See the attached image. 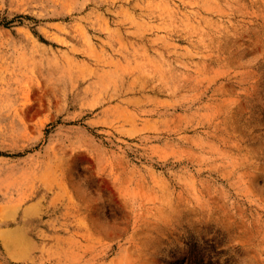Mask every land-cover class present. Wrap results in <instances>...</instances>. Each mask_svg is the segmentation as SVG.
<instances>
[{
  "label": "rangeland",
  "instance_id": "rangeland-1",
  "mask_svg": "<svg viewBox=\"0 0 264 264\" xmlns=\"http://www.w3.org/2000/svg\"><path fill=\"white\" fill-rule=\"evenodd\" d=\"M0 264H264V0H0Z\"/></svg>",
  "mask_w": 264,
  "mask_h": 264
},
{
  "label": "bare ground",
  "instance_id": "bare-ground-1",
  "mask_svg": "<svg viewBox=\"0 0 264 264\" xmlns=\"http://www.w3.org/2000/svg\"><path fill=\"white\" fill-rule=\"evenodd\" d=\"M8 237H9V236H8ZM1 238H2V237H1ZM15 238H16V237H15ZM6 239H7V237H6ZM6 241H7V240H6ZM11 241H12V239H10V241H9V242L11 243ZM7 245H8V244H7Z\"/></svg>",
  "mask_w": 264,
  "mask_h": 264
}]
</instances>
